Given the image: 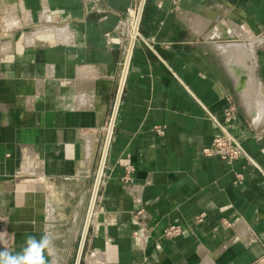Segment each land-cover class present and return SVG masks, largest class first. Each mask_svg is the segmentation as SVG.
I'll return each instance as SVG.
<instances>
[{"label": "crops", "instance_id": "1", "mask_svg": "<svg viewBox=\"0 0 264 264\" xmlns=\"http://www.w3.org/2000/svg\"><path fill=\"white\" fill-rule=\"evenodd\" d=\"M138 3L0 0V251L264 264V0H146L121 84ZM230 108L232 162L206 152Z\"/></svg>", "mask_w": 264, "mask_h": 264}, {"label": "built area", "instance_id": "2", "mask_svg": "<svg viewBox=\"0 0 264 264\" xmlns=\"http://www.w3.org/2000/svg\"><path fill=\"white\" fill-rule=\"evenodd\" d=\"M145 1L146 0H139V3L137 4V6H135L132 10H129L127 29L124 34L126 54H125L124 62L122 64V75H121V82H120L121 84L123 83L124 81L123 79H125L127 71H128L132 49L134 45L136 44V42L141 37V23H142V15H143V10L145 6ZM234 111H235L234 108H230L226 111L225 124H221V123L219 124V126L223 130V133H224L223 136L216 138L213 142L212 147L206 150V152L208 153L212 151L215 152L218 156H220V158L228 162H232L234 160L239 159L245 153L240 142L232 134H230L227 130V126H230V123L235 118ZM113 126H114V117L110 120V123L107 127V136H106V140L104 144V153H103L102 161L100 165V169L102 166L103 172H104V167H105L106 159H107L108 152H109V146H110L111 139H112ZM155 129L160 135H163L165 132V128L161 126H157ZM103 172H102V176H103ZM102 176H101V180H102ZM238 178H241V175H238ZM100 185H101V182L99 184V188H100ZM98 193H99V190H98ZM181 232L182 230L180 226H170L169 228L165 230V235L168 237H173V236L180 235Z\"/></svg>", "mask_w": 264, "mask_h": 264}, {"label": "clouds", "instance_id": "3", "mask_svg": "<svg viewBox=\"0 0 264 264\" xmlns=\"http://www.w3.org/2000/svg\"><path fill=\"white\" fill-rule=\"evenodd\" d=\"M48 249V254L53 255L50 239L45 236L39 242L29 237L27 247L22 253L15 255L7 251H0V264H46L43 252Z\"/></svg>", "mask_w": 264, "mask_h": 264}, {"label": "bare ground", "instance_id": "4", "mask_svg": "<svg viewBox=\"0 0 264 264\" xmlns=\"http://www.w3.org/2000/svg\"><path fill=\"white\" fill-rule=\"evenodd\" d=\"M102 172H103V170H102V166H101V169H100V173H99V181H98V188H99V184H100V182H101V176H102ZM97 188V190L95 191V193H93V199H92V203H91V206H90V210H89V212H88V218H87V221H89L90 222V220L92 219V217H93V214H94V210H95V205H96V200H97V196H98V189ZM88 224V223H87Z\"/></svg>", "mask_w": 264, "mask_h": 264}, {"label": "rangeland", "instance_id": "5", "mask_svg": "<svg viewBox=\"0 0 264 264\" xmlns=\"http://www.w3.org/2000/svg\"><path fill=\"white\" fill-rule=\"evenodd\" d=\"M93 196V195H92ZM91 200H92V197H91Z\"/></svg>", "mask_w": 264, "mask_h": 264}, {"label": "water", "instance_id": "6", "mask_svg": "<svg viewBox=\"0 0 264 264\" xmlns=\"http://www.w3.org/2000/svg\"><path fill=\"white\" fill-rule=\"evenodd\" d=\"M91 2V1H90ZM245 99V98H244ZM79 264V263H78Z\"/></svg>", "mask_w": 264, "mask_h": 264}]
</instances>
